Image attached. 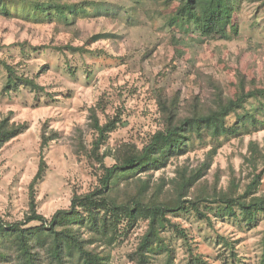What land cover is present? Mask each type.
Returning <instances> with one entry per match:
<instances>
[{
	"label": "rangeland",
	"instance_id": "rangeland-1",
	"mask_svg": "<svg viewBox=\"0 0 264 264\" xmlns=\"http://www.w3.org/2000/svg\"><path fill=\"white\" fill-rule=\"evenodd\" d=\"M68 1H95L98 8L73 22V17L65 21L56 13L35 18L28 4L7 0L13 15L0 14V121L27 125L0 151V219L6 222L23 221L32 200L39 214L51 218L69 209L74 195L100 186L104 169L86 153L97 138L92 109L101 126L117 121L101 149L114 153L124 144L142 149L163 129L160 97L178 101V112L185 114L196 98L209 105L218 86L225 96L236 98L241 77L248 90L264 89V0L236 2L225 40L203 38L195 27L171 25L174 5L163 2L157 9L147 0ZM65 46L85 50L58 49ZM7 67L34 79L41 89L23 83L8 88ZM236 123L241 133L221 142L197 141L187 155L155 172L153 180L170 181L178 169L195 171L211 160L193 194L249 191L250 197H264V96L251 99L228 119V125ZM44 128L46 135H57L45 148L46 175L32 187ZM216 145L220 147L212 155ZM114 162L107 157L105 166ZM208 212L210 223L194 211L169 215L182 230L167 231L174 251L169 264H191L196 256L206 264H264V216L246 224L240 211L238 217L226 218ZM147 226L140 222L121 245L98 242L93 248L109 255L110 264H133L129 254ZM154 264H168L167 254L156 256Z\"/></svg>",
	"mask_w": 264,
	"mask_h": 264
},
{
	"label": "trees",
	"instance_id": "trees-1",
	"mask_svg": "<svg viewBox=\"0 0 264 264\" xmlns=\"http://www.w3.org/2000/svg\"><path fill=\"white\" fill-rule=\"evenodd\" d=\"M18 1L28 4L35 18L43 15L50 17L56 13L63 16L65 21L69 16L73 17V22L80 16L87 18L93 8H98L95 1L83 4L68 0ZM141 1L137 0L139 4ZM237 1L147 0L146 3L151 2L157 9L162 2L174 5L171 25L195 27L203 38L225 40L230 38L229 28L235 18ZM6 2L0 0V14L12 16ZM33 49L37 51L41 48ZM58 49L73 52L85 50L84 46ZM7 72L8 88L23 83L33 89H41L34 79L17 76L13 68L7 67ZM245 83L244 77H241L236 98L225 96L220 86L215 87L209 105L196 98L185 114L178 112V101L160 97L164 114L163 129L152 135L142 149L134 144H124L114 153H102L109 133L117 128V121L101 126L96 111L92 109L91 127L97 132V138L86 153L104 169L100 186L92 192L74 195L70 208L58 210L51 218L39 214L36 202L32 200L23 221L6 222L0 219V264H110V256L97 251L93 245L98 242L110 246L121 245L140 222H147V230L136 249L129 254L130 261L133 264H154V258L164 253L168 256L169 264L174 251L167 231L172 227L177 233H182L169 218L171 214L194 211L210 223L209 210L215 211L221 218L238 217L240 211V218L246 224L257 222L260 216H264V197H250L249 191L240 195L225 192L193 194L198 183L207 175L211 160L195 171H189L186 167L178 169L176 177L170 181L164 178L157 182L153 180L155 172L167 168L173 159L187 155L197 141L210 138L221 142L222 138L229 139L242 132L238 123L228 125V119L246 107L251 99L260 100L264 96V89L248 90ZM253 119L256 121L255 116ZM26 128V124H11L9 118L0 121V151ZM44 130L39 169L32 187L46 175L45 148L57 135L55 132L46 135V128ZM79 144L85 149L81 140ZM218 147L213 148L212 155ZM253 151L257 152V149ZM260 156L264 159V153H260ZM107 157L115 161L109 168L105 166ZM201 205L205 206L202 210ZM215 205L217 208H213ZM191 264L206 262L196 256Z\"/></svg>",
	"mask_w": 264,
	"mask_h": 264
}]
</instances>
